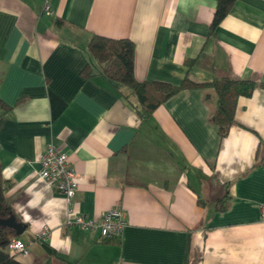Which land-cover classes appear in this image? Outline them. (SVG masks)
I'll use <instances>...</instances> for the list:
<instances>
[{"label": "crops", "instance_id": "obj_1", "mask_svg": "<svg viewBox=\"0 0 264 264\" xmlns=\"http://www.w3.org/2000/svg\"><path fill=\"white\" fill-rule=\"evenodd\" d=\"M0 0V160L29 244L20 264H264V0H238L214 30L216 0ZM130 40L140 83L253 81L226 138L212 87L184 90L148 121L102 75L94 36ZM49 146L78 174L80 215L118 209L116 242L68 225L66 197L39 178ZM225 207V210L222 208ZM43 227L46 242L34 239ZM47 246V250L44 248ZM56 259H59L58 262Z\"/></svg>", "mask_w": 264, "mask_h": 264}, {"label": "trees", "instance_id": "obj_2", "mask_svg": "<svg viewBox=\"0 0 264 264\" xmlns=\"http://www.w3.org/2000/svg\"><path fill=\"white\" fill-rule=\"evenodd\" d=\"M217 10L212 23L216 29L238 0H216ZM89 62L83 72L86 79L102 75L121 92L125 99L135 107L143 121L151 119L153 113L169 99L184 90L212 87L219 100L214 123L219 128L221 138H226L235 122L240 98L253 95L258 84L247 80L229 78L217 79L211 85L193 83L188 77L178 87L163 83H140L134 75L135 45L130 40H113L94 36L88 45ZM0 109L7 112L12 107L0 99ZM3 165L0 160V218L12 215V206L6 196V183L2 175ZM226 208L223 207L222 210ZM18 239L15 231L0 227V264H20L8 251L10 242ZM108 239L107 242H116ZM58 262L59 259H56ZM49 264V263H48ZM52 264V263H51Z\"/></svg>", "mask_w": 264, "mask_h": 264}, {"label": "built area", "instance_id": "obj_3", "mask_svg": "<svg viewBox=\"0 0 264 264\" xmlns=\"http://www.w3.org/2000/svg\"><path fill=\"white\" fill-rule=\"evenodd\" d=\"M45 3V12H50L49 0H40ZM39 164L41 169L38 173L39 178L53 186L59 193L63 194L69 205L68 225H74L83 231L99 232L103 240L118 239L127 227V221L123 213L118 210H111L101 219H89L80 215L73 204L74 196L78 190V174L69 156L59 151L55 146H49L40 156ZM261 218L264 221V208L261 210ZM50 229L43 227L34 235V239L39 242H46L50 237ZM29 244L20 239H14L8 246V251L13 256H28L30 254Z\"/></svg>", "mask_w": 264, "mask_h": 264}, {"label": "water", "instance_id": "obj_4", "mask_svg": "<svg viewBox=\"0 0 264 264\" xmlns=\"http://www.w3.org/2000/svg\"><path fill=\"white\" fill-rule=\"evenodd\" d=\"M0 227L12 229L13 231H15L18 237L23 235L27 229L26 226L18 222L13 215L5 219L0 218ZM44 248L47 250V246H44Z\"/></svg>", "mask_w": 264, "mask_h": 264}]
</instances>
